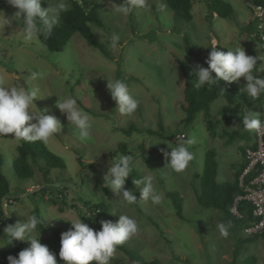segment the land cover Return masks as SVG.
Instances as JSON below:
<instances>
[{
	"label": "rangeland",
	"instance_id": "1",
	"mask_svg": "<svg viewBox=\"0 0 264 264\" xmlns=\"http://www.w3.org/2000/svg\"><path fill=\"white\" fill-rule=\"evenodd\" d=\"M82 1L97 10L103 26L88 23V27L95 39L107 48L109 59L78 34H74L61 51L50 52L38 41L24 40L20 21L13 20L12 27L0 33V76L9 86L38 90L39 98L34 101L36 111L55 116L62 125L61 130L44 144L64 165V170H50L45 182L35 165L33 178L17 177L12 162L20 141L12 134L0 136L2 170L17 200L2 208L9 222L0 223V239H7L4 233L7 225L25 222L35 210L45 225L60 234L70 230L68 219L75 220L78 216L83 223L99 231V223L91 216H84H89L90 211L96 212L92 206L101 205L105 207L101 221L115 223L118 215L123 214L136 220L139 227L137 234L120 246L122 250H116L110 264H131L127 253L146 263L230 264L237 242L235 234L241 239L247 237L241 228L237 230L224 220L220 211L199 206L193 189L198 184L197 177L202 172L208 150L216 153L217 182L232 181L243 162L242 150L249 146L253 130L244 128L240 114L222 112L225 101L221 98L210 105L213 136L207 130L202 113L196 115L192 125L184 126V114L180 109L183 81L174 56L185 57L184 37L202 58L201 66L205 68L213 41L217 42V50L225 52L242 47L247 55L256 58L254 77L264 79V50L253 26L245 25L249 20L245 2L221 0L233 9L230 20L213 17L206 0H193L192 20L185 22L175 19L162 0H146L145 7L135 8L128 15L119 13L116 9L120 4L109 0ZM59 2L42 0L41 6L54 7ZM63 2L70 9L71 1ZM15 11L7 3H0V14L4 17L12 18ZM113 35L120 37L115 48L110 39ZM228 35L233 38L231 44L225 43ZM191 63L194 69L199 65L192 59ZM12 74L19 79H13ZM116 79L127 83L130 94L139 101L136 112L130 116L119 112L107 90V81ZM232 83L241 90L246 86L242 77L239 83ZM68 97L75 98L78 107L79 102L90 110L87 114L92 126L87 138H80L78 129L55 106L57 100ZM249 111L259 113L264 120V101L253 104ZM130 126L136 130L130 131ZM123 130H129V136L123 134ZM180 134L185 135L184 139L195 135L197 143L189 148L193 160L183 172L177 173L167 165L169 158L161 152V149L165 152L171 149L157 142L168 141L170 147H176L184 140L175 139ZM149 144L152 145L145 148ZM121 154L133 157V172L124 186L137 198L132 205L122 203L105 184L110 162ZM77 158H81L82 165ZM145 175L153 176L154 187L163 194L161 204L140 199L143 185L133 181ZM167 193L179 198L174 197L181 206L183 220L176 217ZM65 202L74 209L66 208ZM220 223L228 226L227 237L220 234ZM32 235L37 236L38 231ZM46 237L40 230V243L56 255L57 264H64L58 255L60 242H48ZM23 243L6 244L0 252ZM249 258H252L249 264H264L263 239L255 238L241 245L234 264H248L245 260Z\"/></svg>",
	"mask_w": 264,
	"mask_h": 264
},
{
	"label": "clouds",
	"instance_id": "2",
	"mask_svg": "<svg viewBox=\"0 0 264 264\" xmlns=\"http://www.w3.org/2000/svg\"><path fill=\"white\" fill-rule=\"evenodd\" d=\"M6 3L16 11L12 18H6L0 14V33H3L6 27L11 28L13 20L20 21L23 38L28 42L38 41L41 35L45 38L50 37L54 27L60 23L62 13L68 11V6L63 0L54 7L46 8L41 6L42 0H6ZM145 6L146 0H123L116 10L123 15H128L133 9ZM110 39L112 47H117L120 37L113 35ZM216 43L213 41L210 46L211 51L206 60L207 68L197 65L193 70L196 78L194 87L201 90L212 85L219 87L221 82L239 83L242 77L246 81V86L242 90L253 100L258 99L264 93V79L253 75L256 70V58L247 55L242 47L226 52L217 50ZM12 78L19 79V76L12 74ZM107 90L121 114L130 116L136 112L139 101L130 94L127 83L119 79L107 81ZM38 98V90H29L23 86H9L6 79L0 76V136L12 134L17 141L26 142H47L53 138L61 130L62 125L55 116L36 111L34 101ZM55 106L61 113L66 114L67 121L78 129L80 138L84 139L90 135L91 118L78 107L75 98L57 100ZM242 122L246 130L264 129V120L259 113L246 112ZM157 143L168 145L170 152L161 149V152L169 158L167 165L175 172L181 173L193 160V153L189 148L197 143V138L192 135L176 147H170L171 143L168 141L158 140ZM132 172L133 157L121 154L110 162L105 176L106 186L118 196L122 203L126 202L128 205L137 202L136 196L124 187L126 179ZM153 180L152 175H145L142 179L133 182L136 185H143L140 189V199L150 200L158 205L162 203L163 194L154 187ZM118 216L119 219L115 223L101 221L99 231L83 223L81 216L75 220L68 219L71 228L61 234L59 258L64 264H93V262L94 264H110L118 246L123 245L139 231L136 220L128 215ZM41 223L40 218L31 215L25 222L10 224L4 228L7 239H0V248L14 241L28 243V247L19 251L17 256L7 257L8 264H57L56 255L50 252L46 245L40 243L41 228L38 230V226ZM218 229L222 236H228L227 225L220 223ZM37 231L38 235L33 236L32 234Z\"/></svg>",
	"mask_w": 264,
	"mask_h": 264
},
{
	"label": "trees",
	"instance_id": "3",
	"mask_svg": "<svg viewBox=\"0 0 264 264\" xmlns=\"http://www.w3.org/2000/svg\"><path fill=\"white\" fill-rule=\"evenodd\" d=\"M71 7L68 11L62 13L61 21L56 28L53 29L52 35L48 38H45L41 35L38 39V42L44 46L50 52H59L61 51L70 38L74 34H78L83 38L86 43L97 49L103 57L109 59L107 48L97 41L93 34L91 33L88 23L95 24L98 27H102V21L97 13V10L90 3L84 2L82 0H70ZM111 3L120 4L123 0H109ZM171 10L172 15L175 19L183 20L185 22H190L192 20V3L193 0H162ZM249 9L252 11L255 7L263 6L264 0H243ZM0 3H6V0H0ZM209 10L219 18L230 19L232 20L233 9L230 5L223 3L221 0H206ZM253 28V23H250ZM259 42L260 47L264 50V42L256 38ZM185 44V57L180 59L177 56H174V60L179 65L180 73L183 81V100L180 105V109L184 114L183 124L184 126L192 125L196 119L198 113H202L204 119L206 120V126L208 132L213 136L214 128L211 122L210 114V105L221 98L225 101V106L222 107V112H230L234 115L240 114V122H242L243 115L249 111V108L253 104L264 101V93L258 99L253 100L241 89L235 87L233 83L221 82L219 87L212 85L201 90H197L194 87L195 75L194 67L191 63V59L198 62L201 66V57L195 52L193 45L190 43L187 37H184ZM214 75V74H213ZM79 107L83 109L86 113H90V110L83 107L81 103L78 102ZM233 111H236L234 113ZM243 124V122H242ZM136 128L130 126V131H135ZM129 130H123V134L129 136ZM251 141H249V146L247 148L254 147V136L253 132L251 133ZM245 150H242L243 162L239 166V169L234 175L232 181L218 183L217 182V172H218V162L216 160V153L214 150H208L205 153L203 169L201 174H199L198 184L195 186L194 195L197 204L205 209H215L220 211L224 220L233 225L237 230H242L243 226L247 221L251 219V208L245 203L242 204V210H246L247 217L246 220H237L233 218L229 211V205L232 202V199L236 192L238 191V177L242 172V169L245 167ZM80 165H82L81 158H77ZM43 162V164L40 163ZM33 165L37 167V170L42 175L43 182L48 178V173L53 169L64 170V165L61 159L53 154L45 146L44 142H26L20 141V144L16 148V156L12 162V169L14 175L23 179H31L35 175ZM249 179V178H248ZM247 179V180H248ZM37 185L41 186V183ZM167 196L172 199L175 215L177 218L183 220L182 209L178 201L174 199H179L173 194L167 193ZM11 199L12 202H16V198H12L11 186L8 178L5 176L2 170V161L0 158V223L5 221L9 222V219L6 218L2 212L3 206L1 205L2 200ZM86 204V203H85ZM11 205V204H9ZM66 208L74 209V206L71 204L64 203ZM95 213L92 211L89 212L91 218L96 220L101 227V216L104 215L105 207L101 205L92 206ZM62 207L60 208V210ZM34 215L38 218L39 215L37 211H34ZM41 219V218H40ZM42 221V219H41ZM106 221V220H105ZM41 231H43L47 237V241L51 242L52 240H57L60 242L61 234L57 231L52 230L50 226L42 223L39 225ZM237 242L234 244L232 251V260L230 264H234L235 259L237 258L241 245L246 243L253 242L255 238H261L264 240V231L261 235L243 238L241 239L236 235ZM28 247V243L18 244L10 250H4L0 252V264H8L7 257L9 255L17 256L19 251ZM117 249L122 248L118 246ZM129 262L131 264H156L154 262L146 263L141 259L136 258L130 253H127ZM177 261H181L180 258H175ZM183 262H185L183 260ZM245 263H252V258L246 259ZM94 264V262H93Z\"/></svg>",
	"mask_w": 264,
	"mask_h": 264
},
{
	"label": "built area",
	"instance_id": "4",
	"mask_svg": "<svg viewBox=\"0 0 264 264\" xmlns=\"http://www.w3.org/2000/svg\"><path fill=\"white\" fill-rule=\"evenodd\" d=\"M250 21L258 39L264 42V5L251 11ZM253 136L254 147L245 150L246 164L238 177V191L228 208L233 218L246 220L247 213L242 210V204L250 206L251 219L242 228V233L247 238L259 236L264 231V129L253 130ZM184 138V134L175 137L176 140ZM11 203V199H4L1 205L6 207Z\"/></svg>",
	"mask_w": 264,
	"mask_h": 264
},
{
	"label": "crops",
	"instance_id": "5",
	"mask_svg": "<svg viewBox=\"0 0 264 264\" xmlns=\"http://www.w3.org/2000/svg\"><path fill=\"white\" fill-rule=\"evenodd\" d=\"M246 4V3H245ZM193 3H192V7H193ZM246 6H247V4H246ZM247 8H248V10H249V20H248V22L245 24L246 25V27H251L252 25L250 24L251 23V10L249 9V7L247 6ZM215 16V14L213 15V17ZM244 30V29H243ZM241 33V32H240ZM243 33V32H242ZM246 39V38H245ZM232 40H233V38H231L230 37V35H228L227 37H226V39H225V43H227V44H231L232 43ZM239 40V42H241V41H243V40H240V39H238ZM27 191V190H26ZM28 192V191H27ZM11 194H12V198H15L14 196V192H11ZM8 223V222H7ZM47 236V235H46Z\"/></svg>",
	"mask_w": 264,
	"mask_h": 264
}]
</instances>
